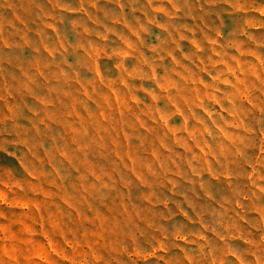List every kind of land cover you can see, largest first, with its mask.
<instances>
[{"label":"rangeland","instance_id":"obj_1","mask_svg":"<svg viewBox=\"0 0 264 264\" xmlns=\"http://www.w3.org/2000/svg\"><path fill=\"white\" fill-rule=\"evenodd\" d=\"M264 0H0V264H264Z\"/></svg>","mask_w":264,"mask_h":264},{"label":"clouds","instance_id":"obj_2","mask_svg":"<svg viewBox=\"0 0 264 264\" xmlns=\"http://www.w3.org/2000/svg\"><path fill=\"white\" fill-rule=\"evenodd\" d=\"M261 15H264V12H261Z\"/></svg>","mask_w":264,"mask_h":264}]
</instances>
